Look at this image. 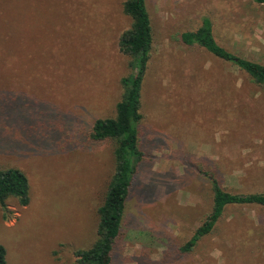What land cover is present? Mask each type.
Wrapping results in <instances>:
<instances>
[{
	"label": "rangeland",
	"instance_id": "obj_1",
	"mask_svg": "<svg viewBox=\"0 0 264 264\" xmlns=\"http://www.w3.org/2000/svg\"><path fill=\"white\" fill-rule=\"evenodd\" d=\"M122 0H0V166L23 171L28 202L0 205L4 264H78L96 238L113 141L87 132L114 115ZM151 25L140 92L137 163L109 264H264V206L229 204L209 233L182 245L209 211L207 176L230 192L264 191V85L180 33L202 17L215 40L264 64V3L144 0Z\"/></svg>",
	"mask_w": 264,
	"mask_h": 264
},
{
	"label": "trees",
	"instance_id": "obj_2",
	"mask_svg": "<svg viewBox=\"0 0 264 264\" xmlns=\"http://www.w3.org/2000/svg\"><path fill=\"white\" fill-rule=\"evenodd\" d=\"M264 3V0H254ZM122 12L130 18V24L119 34L118 51L128 57L130 72L120 78L122 92L114 105V115L95 118L87 132L90 140L113 141L114 168L106 186L102 202L97 207L96 238L85 249L74 250L78 264H109L111 247L118 235L124 201L137 163L143 157L138 144V124L140 113V92L144 78L152 33L150 19L144 0H122ZM180 40L187 45L196 44L211 55L234 64L243 71L253 83L264 85V64L232 53L215 40L211 21L202 17L200 24L193 30L180 33ZM207 176L211 191L209 211L191 236L178 247V251H189L196 240L209 233L223 208L229 204H258L264 206V191L237 193L223 189L213 175ZM7 197H15L20 205L28 202V181L15 167L0 166V205L4 206ZM5 249L0 244V264H4Z\"/></svg>",
	"mask_w": 264,
	"mask_h": 264
}]
</instances>
